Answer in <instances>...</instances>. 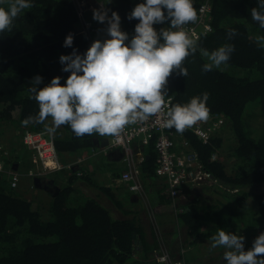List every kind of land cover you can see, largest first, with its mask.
I'll use <instances>...</instances> for the list:
<instances>
[{"label": "trees", "instance_id": "1", "mask_svg": "<svg viewBox=\"0 0 264 264\" xmlns=\"http://www.w3.org/2000/svg\"><path fill=\"white\" fill-rule=\"evenodd\" d=\"M94 1L104 5L109 16L113 11L119 15L121 31L131 39L139 21L127 17L144 0ZM202 1L193 0L197 14ZM32 3V8L23 10L14 20L11 31L0 33V136L9 132V141L17 130L23 133L45 129L43 124H22L26 117L38 112L29 92L33 77H42L38 88L53 77H60L63 85L69 73L62 71L59 57L70 54L73 48L83 55L94 40L104 38L100 31L90 40L80 33L75 0ZM90 6L93 7L92 0ZM210 6L211 32L198 38V44L209 51L232 44L235 50L231 58L219 69L204 72L202 66L208 61L197 51L184 62L188 75L173 73L168 80L173 105L185 104L193 96L207 92L210 117L220 114L224 118L221 130L207 144L188 131L182 134L204 170L217 182L205 192L210 203L205 204L201 198L185 206L180 202L175 205L164 192L166 186L157 189L153 145L149 146L150 159L139 168L153 188L152 193L146 192V202L154 220L135 211L127 194L117 195L112 188L96 183V175L84 169L83 163L73 174H65L66 169L43 174L39 169L37 174H43L40 178L44 182L52 179L56 185V181L62 177L63 180L59 187L48 183L40 188L46 195L33 196L34 199L27 195L29 187L25 191L12 187L0 171V264H164L155 260L163 249L162 242L172 261H181L180 258L190 264L195 259L190 258L195 255V248L203 240L210 245L211 237L221 229L243 236L244 250L251 248L243 231L264 226V48L256 43L257 36H264V29L251 18L257 0H210ZM0 7L7 9V4ZM84 15L89 19L87 11ZM169 23L153 27L159 31ZM228 29H236L238 35L228 39ZM69 33L73 35L72 47H64ZM55 146L64 165L83 159L86 154L91 157L101 148L110 149L104 137L86 135L78 139L66 125L57 129ZM224 152L228 153L226 157ZM32 156L24 147L16 157L15 161L21 164L16 168L20 174L36 170ZM3 165L7 169L5 162ZM117 173L121 177V172ZM161 216H172L175 222L173 235L179 237L180 244H175V252L173 239L165 241L167 233L161 229ZM208 248V254L219 252L214 257L204 256L205 263L220 259L226 264L222 258L224 249ZM197 258L200 257L196 255Z\"/></svg>", "mask_w": 264, "mask_h": 264}, {"label": "clouds", "instance_id": "2", "mask_svg": "<svg viewBox=\"0 0 264 264\" xmlns=\"http://www.w3.org/2000/svg\"><path fill=\"white\" fill-rule=\"evenodd\" d=\"M3 4L7 9L0 7V33L11 31L20 13L33 7L32 0H0ZM257 5L251 10V18L264 29V0H257ZM127 18L139 21L131 39L121 31L116 12L109 16L103 5L93 9V19L107 23L109 38L94 40L83 55L73 48L70 54L59 57L62 71L69 73L63 85L60 77H53L38 88L42 77H33L29 92L38 112L26 117L23 126L43 124L45 131L54 135L66 125L78 139L86 135L120 139L129 125L143 124L152 117H158L164 128L175 129L177 134L207 122L208 93L193 96L182 105H171L166 101L168 80L173 73L186 77L184 62L197 51L208 61L202 71L219 69L231 58L234 45L224 44L212 51L200 48L198 37L193 38L186 30L198 20L193 0H144ZM166 21L170 22L167 28L154 29L153 25ZM236 35V29H228V39ZM256 43L264 48V36H257ZM72 44L69 33L63 46ZM210 247L225 250L222 258L226 264H264V233L245 251L243 236L221 229L211 237Z\"/></svg>", "mask_w": 264, "mask_h": 264}, {"label": "built area", "instance_id": "3", "mask_svg": "<svg viewBox=\"0 0 264 264\" xmlns=\"http://www.w3.org/2000/svg\"><path fill=\"white\" fill-rule=\"evenodd\" d=\"M75 3L80 33L90 40L93 34L100 31V28L84 15L87 10L92 9L90 0H75ZM210 16V0H203L198 8L197 23L186 26L189 35L193 38H200L211 32ZM108 38L105 36L102 41ZM166 101L171 105L174 103V97L169 88ZM223 123L222 115L215 114L207 122L198 123L186 131L192 133L203 144H207ZM104 138L110 148L120 149L123 152L124 161L128 163V170L121 174L119 183L141 198H146V188L140 179L138 167L145 160L144 148L151 145L154 146L156 152L155 174L165 182L166 193L175 205L188 185H207L210 187L217 185L215 179L204 170L196 152L182 134H177L175 129L164 128L158 117H152L143 124L129 125L120 139ZM21 140L25 148L32 152L33 158L42 168L43 174L65 169L67 172L74 170L84 160L81 158L65 165L62 164L55 146V134L49 135L45 129L35 132L26 130L22 133ZM4 154L5 152H2L0 148V156ZM0 171L6 174L12 187L18 185L21 174L16 168L5 169L0 163ZM77 175L80 174L77 173ZM155 260L164 264H184L181 261H172L170 256L164 252L155 255Z\"/></svg>", "mask_w": 264, "mask_h": 264}, {"label": "crops", "instance_id": "4", "mask_svg": "<svg viewBox=\"0 0 264 264\" xmlns=\"http://www.w3.org/2000/svg\"><path fill=\"white\" fill-rule=\"evenodd\" d=\"M98 6L99 7L96 8V6L93 5L92 9L87 10L89 19L90 18L93 19V9L99 10L101 8L100 4ZM103 7H104V5H103ZM91 19L89 21H91ZM91 22H93V21H91ZM96 25L100 28L101 36L105 38V36H107V32H106L107 23L105 22L102 24V23L97 21ZM103 146H104V144H103ZM150 155H151L150 147L144 148L145 160H149ZM82 163H83L82 166L84 167V169H86L90 173H94L96 175V177H94V179H96V183H98V184L103 183L102 185L104 187L112 188L114 190L112 193L115 192V194L117 193V195H118V193L121 196H123L124 194H127L128 195L127 201L130 205H132V207L135 211L140 210V213L147 216L149 218V220L151 219V216H152V219L154 220V215L150 214L151 209H150L149 202H142L141 201V205H139L138 204V202H139L138 197L139 196L137 197L134 193H131L125 186H123L119 183L120 177H118L116 175V173L121 172V174H122L123 172H126L128 170V167H129L128 163L124 161V155L120 149H115V148L107 149L106 147L101 148L100 151L95 152V154H93L91 157H89L86 154L84 156V160ZM74 170H71L68 172L66 171L65 174H73L75 172ZM139 170H140V179H141L143 185L145 186L146 189L148 188V190H147L148 193L149 192L152 193L153 188L150 187V185L148 183H146V181L144 180V174H142V169L139 168ZM22 176H25V174H22ZM34 178H35V176H34ZM62 180H63V177L60 180L56 181L57 182L56 185L54 184L52 179H50L49 181L53 184V187L56 188V187H59L61 185ZM78 183H79V181H78ZM158 184H159V187L157 189H159V190L162 189L163 185L165 186V182L163 180H161L160 178H158ZM37 187H40V186L37 185ZM208 190H211V189H210V186H207V185H203V186L202 185L201 186H195V185L189 186L188 185L184 189V193H183L182 197L177 202H180L181 206H185L186 204H188L190 202L197 201V200L202 198L205 204H209L210 201L207 200V198H209V197L206 196L208 194L205 195V192ZM164 192H166L165 189H164ZM99 194H100V192H99ZM213 197H215V196L213 195ZM159 220H162L161 224H163V225L161 226V229L163 230V233L164 232L167 233V234H165L166 238H168L169 241L171 239H173L172 241L175 242V244L177 243L176 245H178L179 244L178 243L179 237L175 238L173 235V233H174L173 231L175 230V226H173V224L175 223V222H173V217L171 216V217L164 218V216H161V219H159ZM199 247H201V246L199 245ZM203 249H205V247ZM184 251L186 252V250H184ZM191 257L195 258V255L190 256V258ZM203 257L204 256L200 255L201 259ZM187 258H185V259L188 261Z\"/></svg>", "mask_w": 264, "mask_h": 264}, {"label": "rangeland", "instance_id": "5", "mask_svg": "<svg viewBox=\"0 0 264 264\" xmlns=\"http://www.w3.org/2000/svg\"><path fill=\"white\" fill-rule=\"evenodd\" d=\"M12 134L15 135V138L12 141H9V138L11 136V134L9 132H5L4 136H0V148H1L2 152L3 151L5 152V154L3 156H0V163H2V166L4 167L3 164L5 162L6 163L5 167H7V169H9V168L14 169V168L18 167V165H21L20 162L15 161V159H16V157L21 155L23 148L25 147L24 144L22 143V140H21L22 132L20 130H17ZM227 154H228L227 152H224L223 156L226 157ZM26 159L28 161L27 156H26ZM30 159H31V161L35 162L33 156ZM35 165H37V167H36L37 169L35 171H31V173L30 172L25 173V176H23L19 180L18 185L16 186L17 188H19V187L22 188L24 191L27 189L25 187H29L27 195L32 199L35 198L33 196L37 197V195H40V197H42V196L46 195L45 194L46 191L45 190L40 191V187L42 189L45 186H47L48 183H49V186L53 187V184L50 181L44 182L43 179L40 178V176H42L43 174H40V176H38L37 171L39 169L42 170V168H40V165L37 164L36 162H35ZM23 170H25V169L23 168ZM22 174H24V173L22 172ZM22 174H21V176H22ZM33 175H36L35 178ZM37 185H39L40 187H37ZM34 186H36L37 188ZM146 192H147V189H146ZM136 196L138 197L139 195H136ZM138 199H139V202H138L139 205H141V201L142 202L147 201V199L145 197L141 198L139 196ZM159 231L160 230H158V232ZM261 233H264V226H259V225L256 228H251L250 230L243 231V235L247 236V238H248L247 242L250 243L251 245H252L253 240ZM165 241L172 242L171 240L169 241V239L166 237H165ZM203 241L206 242L207 240H203ZM203 241H202V243H200L201 247L198 246L197 248H195V251H194L195 259L192 262H190V264H217V263L222 264L220 259L208 261L206 263L201 258L196 259V255L199 257H200V255H202V256L208 255V257H212V256L214 257L219 252L216 250V253L208 254L207 250L209 249L208 247L210 245L209 244L206 245V243H203ZM171 246H172L173 251L175 252V249H174V248H176L175 242H172ZM204 247H206V249H203ZM162 248L163 249L161 250V253L164 252L165 254L170 256L169 251L167 250L166 244H164L163 242H162ZM182 251L184 252V250H182ZM178 259L181 261H184L180 258H178ZM196 261H197V263H196Z\"/></svg>", "mask_w": 264, "mask_h": 264}, {"label": "water", "instance_id": "6", "mask_svg": "<svg viewBox=\"0 0 264 264\" xmlns=\"http://www.w3.org/2000/svg\"><path fill=\"white\" fill-rule=\"evenodd\" d=\"M92 2H93V5H95L96 6V8H98L99 6H98V4L94 1V0H92Z\"/></svg>", "mask_w": 264, "mask_h": 264}, {"label": "bare ground", "instance_id": "7", "mask_svg": "<svg viewBox=\"0 0 264 264\" xmlns=\"http://www.w3.org/2000/svg\"><path fill=\"white\" fill-rule=\"evenodd\" d=\"M18 165V164H17ZM17 168V167H16ZM19 169V168H18ZM20 170V169H19Z\"/></svg>", "mask_w": 264, "mask_h": 264}]
</instances>
